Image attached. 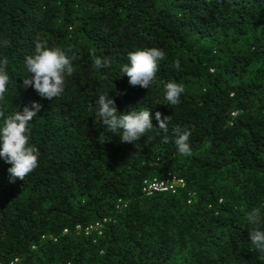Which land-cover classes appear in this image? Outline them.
<instances>
[{"label": "trees", "instance_id": "16d2710c", "mask_svg": "<svg viewBox=\"0 0 264 264\" xmlns=\"http://www.w3.org/2000/svg\"><path fill=\"white\" fill-rule=\"evenodd\" d=\"M5 40L0 114L41 108L29 124L38 166L9 183L0 160V264H264L249 238L264 218L247 220L264 212V0H0ZM38 40L72 60L59 98L23 87ZM151 47L165 53L153 84L131 86L120 66ZM168 81L185 89L177 105ZM107 91L118 113L148 109L154 129L135 143L107 132L94 114ZM168 176L183 182L175 193L143 192Z\"/></svg>", "mask_w": 264, "mask_h": 264}, {"label": "clouds", "instance_id": "9594fccd", "mask_svg": "<svg viewBox=\"0 0 264 264\" xmlns=\"http://www.w3.org/2000/svg\"><path fill=\"white\" fill-rule=\"evenodd\" d=\"M8 41H0V47L8 46ZM165 59L163 50L139 48L127 54L126 62L120 66V76H127L131 86L148 89L155 80L158 64ZM96 69L110 67V61L104 57L93 60ZM8 59L0 57V101L8 93L9 73ZM24 68L27 76L23 79V87L33 88L40 97L49 100L61 97L65 92L66 80L74 72L72 60L59 47H49L44 41H36L34 50L24 58ZM164 99L171 105H177L184 93V87L168 81L163 84ZM41 105L33 102L31 107L25 106L22 111L15 110L10 115L0 114V160L11 165L7 169L9 183L24 178L38 166V149L30 144V122L37 116ZM99 121L106 126L107 132L119 133L122 142L135 143L146 132L154 129L152 116L146 108L133 109L127 113H118L113 97L107 92L99 94L95 102V113ZM158 129L167 133L169 117L161 119L159 112L155 113ZM175 146L179 154L191 155L188 143L190 132L174 129ZM264 218L261 207L251 209L247 213V220L251 225H258ZM251 244L257 253L264 254V229H254L249 232Z\"/></svg>", "mask_w": 264, "mask_h": 264}, {"label": "built area", "instance_id": "2783aa9c", "mask_svg": "<svg viewBox=\"0 0 264 264\" xmlns=\"http://www.w3.org/2000/svg\"><path fill=\"white\" fill-rule=\"evenodd\" d=\"M183 186V182L173 176H168L163 181L150 180L143 183V192L146 195L153 193H175L177 188Z\"/></svg>", "mask_w": 264, "mask_h": 264}]
</instances>
